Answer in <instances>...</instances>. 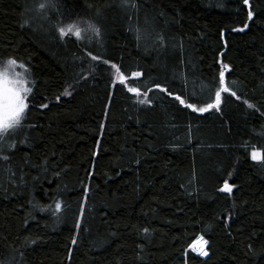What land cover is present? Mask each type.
Wrapping results in <instances>:
<instances>
[{"label": "trees", "instance_id": "obj_1", "mask_svg": "<svg viewBox=\"0 0 264 264\" xmlns=\"http://www.w3.org/2000/svg\"><path fill=\"white\" fill-rule=\"evenodd\" d=\"M42 2L0 0V61L35 81L0 160V264H264V0L252 21L243 0ZM85 19L100 37L59 38ZM112 64L150 103L113 83ZM223 65L241 99L220 111L155 87L203 107ZM201 236L207 257L191 249Z\"/></svg>", "mask_w": 264, "mask_h": 264}, {"label": "snow or ice", "instance_id": "obj_2", "mask_svg": "<svg viewBox=\"0 0 264 264\" xmlns=\"http://www.w3.org/2000/svg\"><path fill=\"white\" fill-rule=\"evenodd\" d=\"M243 4L247 6V19L248 21H252L255 12L253 11V5L251 0H243ZM122 6L124 7H132L133 9L137 8L135 3L129 4L128 0H122ZM50 8H57L56 0H45L37 7L38 13H44L45 10ZM247 28V23L243 28L233 29V31H244ZM57 33L61 40L65 37L73 35L78 40H86L87 43H91V35L96 36L97 38L101 36V29L97 26V24L89 19L85 20H77L74 23H69L67 25H57ZM136 38L137 40H141L143 38V34L140 28L136 29ZM86 56L90 57L92 61H99L102 58L94 55L91 51H87L85 48ZM104 64H108V60H103ZM20 67L18 61L14 58L9 59L6 63L0 65V160L8 161L9 155L8 151L14 149L16 147L15 143H10L12 137L9 136V133L15 135V132L19 130L26 119V113L29 110L30 102L28 97L32 94V89L35 87V81H31V87H29V81L27 76L21 77L14 71V69H18ZM112 68H116L117 72H119V68H117L116 64L111 65ZM223 68L227 71H230L228 65H223ZM135 77L142 76V73L137 71L132 74ZM225 71L222 70L219 73L217 86L209 98V101L203 107H196L194 102H186L185 99H182L180 95L169 92L167 87H162L160 85H156L161 92L167 93L169 96H172L176 101H179L184 108L190 109L193 113H207L215 109L216 111H220V106L223 100L222 93H227L231 97H235L237 100H240L241 97L237 95L235 89V81L231 82V85L226 81ZM120 83L123 84L124 78L123 76L119 77ZM128 92L133 93L136 97H140L143 95L145 98L140 99L137 102L141 104L150 103L147 99V92L141 93V91L136 87H128ZM151 87L147 89V91H151ZM64 95H71L67 90ZM60 97H57V101ZM244 103L247 104V107L250 109L255 108L254 104L249 103L247 100H244ZM48 104L44 103L41 105L42 108H48ZM259 111V109H256ZM264 115V114H262ZM255 153L252 154V159H256ZM14 175V173H13ZM220 191L231 193L232 186L229 183L224 182L223 187ZM86 203V200H85ZM61 211V204L59 202L55 203L53 214H58ZM83 208L81 209L79 215L80 218H83ZM79 228V224L76 225ZM145 233L148 232V229H144ZM76 241L73 240V244ZM200 247L197 248L195 245L192 246V251L198 252L200 256L207 257L209 255L206 250V246L208 241L204 239L203 236L199 237L197 242ZM187 255V253H185Z\"/></svg>", "mask_w": 264, "mask_h": 264}, {"label": "rangeland", "instance_id": "obj_3", "mask_svg": "<svg viewBox=\"0 0 264 264\" xmlns=\"http://www.w3.org/2000/svg\"><path fill=\"white\" fill-rule=\"evenodd\" d=\"M4 63H6V61H0V65H2V64H4ZM20 65V67L18 68V69H14V71H16V73L18 74V75H20L21 77H25V76H27V79H28V81H29V87H31L32 85H31V81H33V79H32V76H31V73H30V71L24 66V65H22V64H19ZM223 70L225 71V74H226V72H227V70H225L224 68H223ZM120 76H122L121 75V73L120 72H117V69L116 68H112V71H111V77H112V81H113V83L114 84H119L120 83V79H119V77ZM135 78H139V77H135V76H132V79H135ZM124 85L128 88V87H130L129 85H128V81L127 80H125L124 79ZM121 84V83H120ZM33 90V89H32ZM68 92H70L71 93V90L69 89L68 90ZM133 94V93H132ZM65 96H70V95H65ZM225 96H230L229 94H227V93H222V97H223V99H224V97ZM222 102H223V100H222ZM221 105H222V103H221ZM220 108H221V106H220ZM212 111H216L215 109H213ZM211 112V111H210ZM253 153H255V155H256V159L254 160V161H260V160H262V154H261V152H259L258 150H253L252 151V154ZM198 242V241H197ZM195 243L194 245L197 247V248H199L200 247V245L198 244V243ZM192 249V248H191ZM197 254H198V252H196ZM199 255V254H198Z\"/></svg>", "mask_w": 264, "mask_h": 264}, {"label": "water", "instance_id": "obj_4", "mask_svg": "<svg viewBox=\"0 0 264 264\" xmlns=\"http://www.w3.org/2000/svg\"><path fill=\"white\" fill-rule=\"evenodd\" d=\"M203 257V256H202Z\"/></svg>", "mask_w": 264, "mask_h": 264}]
</instances>
